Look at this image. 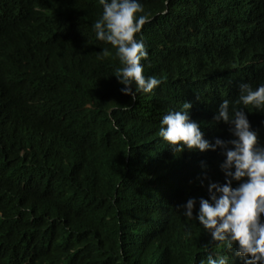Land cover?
<instances>
[{
    "label": "trees",
    "instance_id": "1",
    "mask_svg": "<svg viewBox=\"0 0 264 264\" xmlns=\"http://www.w3.org/2000/svg\"><path fill=\"white\" fill-rule=\"evenodd\" d=\"M140 3L145 75L163 83L132 100L99 52L98 0H0V264L206 257L210 237L177 206L207 198L202 173L223 182V157L174 155L156 133L188 101L206 139L230 137L213 116L240 83H264V0ZM245 112L264 145V113Z\"/></svg>",
    "mask_w": 264,
    "mask_h": 264
},
{
    "label": "clouds",
    "instance_id": "2",
    "mask_svg": "<svg viewBox=\"0 0 264 264\" xmlns=\"http://www.w3.org/2000/svg\"><path fill=\"white\" fill-rule=\"evenodd\" d=\"M98 4L101 11L91 28L95 40L108 46L100 47L101 56L118 60L112 75L123 85L119 91L132 100L137 94H153L163 78L145 75L149 53L141 29L149 16L140 0H98ZM191 108V103L184 101L179 109L163 114L156 134L174 155L185 150H218L223 157L217 165L223 182L202 173L199 183L204 186L207 180V198L189 197L177 206L186 220L198 222L210 237L207 255L198 264H234L225 249L227 253L234 249L243 264H264V145L245 112L264 113V83L253 88L242 82L236 99H221L213 120L228 126L227 139H206L200 124L190 118Z\"/></svg>",
    "mask_w": 264,
    "mask_h": 264
},
{
    "label": "bare ground",
    "instance_id": "3",
    "mask_svg": "<svg viewBox=\"0 0 264 264\" xmlns=\"http://www.w3.org/2000/svg\"><path fill=\"white\" fill-rule=\"evenodd\" d=\"M167 6V5H166ZM193 71V70H192ZM194 74H196V72L194 73Z\"/></svg>",
    "mask_w": 264,
    "mask_h": 264
}]
</instances>
